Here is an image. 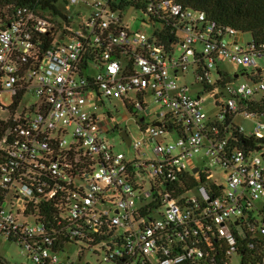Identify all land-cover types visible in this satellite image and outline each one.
<instances>
[{"label": "built area", "instance_id": "2783aa9c", "mask_svg": "<svg viewBox=\"0 0 264 264\" xmlns=\"http://www.w3.org/2000/svg\"><path fill=\"white\" fill-rule=\"evenodd\" d=\"M130 10L152 37L130 28ZM243 38L175 0H0V237L33 264H73L59 257L66 235L105 264H264V147L231 145L238 118L264 119L248 105L264 98V42ZM189 75L198 89L180 83ZM104 100L121 102L146 138L120 128L123 113L99 114ZM237 128L264 142V122ZM115 132L130 137L133 160L109 142ZM201 150L209 166L193 163ZM213 166L231 173L224 184ZM180 173L198 186L173 197L165 183Z\"/></svg>", "mask_w": 264, "mask_h": 264}, {"label": "rangeland", "instance_id": "374dc122", "mask_svg": "<svg viewBox=\"0 0 264 264\" xmlns=\"http://www.w3.org/2000/svg\"><path fill=\"white\" fill-rule=\"evenodd\" d=\"M83 2H89L92 3L95 0H82ZM75 13H77L75 11ZM83 15L88 18L90 15L89 11H82ZM145 18L143 14H141L139 11L130 10L126 14V23L130 25V28L134 32H146L148 36L152 37V34L154 32L153 26L147 24L144 22ZM246 43L250 42V36L244 35V38ZM177 55H179V52H177ZM259 66L263 67L264 62H259ZM224 67L229 70L232 73H242L244 71H247L248 73H252V70L250 68L235 66V65H224ZM240 83H246L250 84V80L247 79L245 76L240 77L239 79ZM181 84H187V85H194L193 89H198L199 86L195 84L194 77L192 75L187 76L183 81H180ZM2 103L6 106L10 105L12 99L9 95H4L2 97ZM208 106L205 108V112L208 114H213L216 112L215 107L213 106L214 100L211 97H207ZM36 101L33 97L29 98V104H32ZM146 102L149 105V108L152 112L151 118H148L150 123H156L158 122L157 113L160 111L159 104H156L154 102L153 97H148ZM111 113L113 117H116L118 115H122L123 113V120L121 123L120 128L122 129H128L129 133L132 135L134 139H145L146 136L141 133V130L136 125V122L134 120V117L126 111L123 104L119 101H109L104 100V105L99 108L98 113L99 114H108ZM264 122V119L260 120H253V119H247V118H238L235 121V124L238 127H244L247 130V133H252L254 129L257 126V122ZM109 142L116 147L117 152H121L127 155L129 160H133L135 158L134 152H129V148L126 144H124L120 138V134L118 132H115L108 136ZM175 140V139H174ZM147 157L145 159H153L155 158L154 155V149L150 148L149 150H146ZM193 163L200 167H206L209 166L210 160L208 157L205 156V150H201L199 153H197L193 157ZM211 173L214 176V181L218 182L219 184H224L225 180L228 179L231 176V173L227 174L224 171H222L221 168L213 166L210 168ZM150 191V184L147 183L145 186V193ZM193 195H196V193H193ZM27 223L34 224V220H25ZM81 245V244H80ZM80 245H68L66 246L64 252H61L59 254L60 259L63 262H66L68 259L73 264H105V254L100 248H95L92 250H87L83 256H80L81 248ZM0 262L3 264H33L31 260L27 257L26 252L23 250V248L12 241H9L5 238L0 237ZM232 264H241L240 259L237 256H234L232 259Z\"/></svg>", "mask_w": 264, "mask_h": 264}, {"label": "trees", "instance_id": "16d2710c", "mask_svg": "<svg viewBox=\"0 0 264 264\" xmlns=\"http://www.w3.org/2000/svg\"><path fill=\"white\" fill-rule=\"evenodd\" d=\"M7 3L17 2L18 4H26L29 0H2ZM180 6L186 9H192L197 12L204 13L209 21L217 22L218 24L228 26L235 29L242 35H249L254 44L259 45L264 42V0H175ZM175 43V39H170ZM160 44L168 46L165 39H161ZM251 114L264 117V98L248 103ZM232 131L237 141H231V145L235 149H243L247 152H254L258 146L264 147V142L247 138L245 135L238 132L236 125L232 124ZM5 128L0 126V138L4 135ZM195 179L188 173H180L177 175V181H169L165 183L168 192L177 197L194 191L197 188ZM50 222H54L53 218H49ZM61 239L60 247L63 245L75 244L66 235ZM243 242L242 245H245ZM223 243V242H221ZM83 248V246H80ZM82 254V253H81ZM0 264H3L0 262Z\"/></svg>", "mask_w": 264, "mask_h": 264}, {"label": "water", "instance_id": "95a60500", "mask_svg": "<svg viewBox=\"0 0 264 264\" xmlns=\"http://www.w3.org/2000/svg\"><path fill=\"white\" fill-rule=\"evenodd\" d=\"M156 126L159 127L161 125L159 123H157ZM122 137L125 139L126 144H127L128 148L130 150V146H131V139H130V137L126 133H123L122 134ZM194 172L197 173V170H195Z\"/></svg>", "mask_w": 264, "mask_h": 264}]
</instances>
